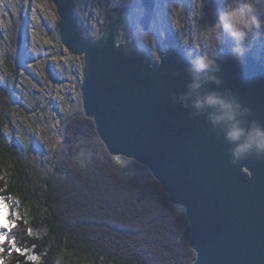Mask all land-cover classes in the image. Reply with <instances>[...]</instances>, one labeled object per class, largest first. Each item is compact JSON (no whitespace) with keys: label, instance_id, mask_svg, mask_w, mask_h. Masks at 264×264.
<instances>
[{"label":"water","instance_id":"water-1","mask_svg":"<svg viewBox=\"0 0 264 264\" xmlns=\"http://www.w3.org/2000/svg\"><path fill=\"white\" fill-rule=\"evenodd\" d=\"M53 2L62 45L83 59L85 116L111 155L147 167L184 211L196 254L192 264H264V160L249 157L233 165L230 145L205 117L193 118L190 109L172 103L190 81L185 52L172 47L155 60L132 35V5L109 8L106 28L89 38L75 16V0ZM142 4L140 24L148 31L156 0ZM218 7L210 0L199 23H211ZM227 49H219L220 89H230L264 122V62L250 52L241 65ZM50 78L59 81L52 70Z\"/></svg>","mask_w":264,"mask_h":264},{"label":"trees","instance_id":"trees-1","mask_svg":"<svg viewBox=\"0 0 264 264\" xmlns=\"http://www.w3.org/2000/svg\"><path fill=\"white\" fill-rule=\"evenodd\" d=\"M105 2L111 8L133 0ZM15 63L8 58L10 67ZM17 103L14 90L0 83V200L22 197L30 206L29 217L13 211L9 220L15 227L0 229L26 252L17 254L10 243L0 246L3 264H55L63 251L95 264H192L196 254L184 211L147 167L134 161L139 170H133L109 153L83 109L62 119L65 144L54 151L52 170L35 191L32 166L5 131ZM84 137L92 142L84 143ZM82 145L91 149L85 162L78 158Z\"/></svg>","mask_w":264,"mask_h":264},{"label":"rangeland","instance_id":"rangeland-1","mask_svg":"<svg viewBox=\"0 0 264 264\" xmlns=\"http://www.w3.org/2000/svg\"><path fill=\"white\" fill-rule=\"evenodd\" d=\"M218 2L221 4V0ZM74 3L75 16L84 35L98 37L101 27L107 23L109 8L105 0H75ZM129 5L134 8L132 35L149 47L155 60L158 61L160 51L176 47L186 52L187 48L202 43L200 19L194 24L188 18L191 0H156L155 15L148 31L140 24L144 12L142 0H133ZM174 8L183 11L182 19L175 17L179 27L173 24ZM260 14L264 15V7ZM59 21L53 0H0V83L12 88L18 100L5 131L22 147L31 164L30 184L35 191V187L40 186L41 176L52 170L54 151L65 144L62 119L82 110L83 59L70 53L60 42ZM145 34L150 38L147 42ZM263 52L264 41H259L251 53L264 62ZM11 56L15 57L16 67L8 65ZM51 70L57 73L59 81L50 78ZM87 139L92 142L90 137H84L83 142ZM90 156L91 149L82 145L78 158L85 162ZM115 157H120L133 170H139L134 160ZM4 202L9 214L15 211V215L30 216L29 203L25 204L22 197L13 199L12 203ZM55 264L95 263L63 251Z\"/></svg>","mask_w":264,"mask_h":264},{"label":"clouds","instance_id":"clouds-1","mask_svg":"<svg viewBox=\"0 0 264 264\" xmlns=\"http://www.w3.org/2000/svg\"><path fill=\"white\" fill-rule=\"evenodd\" d=\"M210 0H191L192 10L189 20L198 24L204 8ZM264 0H221L211 23L199 25V35L203 38L194 48H187L190 78L186 89L180 95L172 96V103L190 109L193 118L204 116L230 145V163L239 164L249 157L264 160V122L252 117L251 107L244 105L230 89H220L222 79L219 73L224 57L219 49L226 43L228 56L243 65L247 55L264 41V17L261 8ZM173 24L179 27L176 16L183 18L182 9H173ZM150 38L144 35L147 42ZM187 47V42H184ZM264 55V53H261ZM159 59V57H157ZM216 88H209V85Z\"/></svg>","mask_w":264,"mask_h":264},{"label":"snow or ice","instance_id":"snow-or-ice-1","mask_svg":"<svg viewBox=\"0 0 264 264\" xmlns=\"http://www.w3.org/2000/svg\"><path fill=\"white\" fill-rule=\"evenodd\" d=\"M13 227H15V225L9 220L8 205L4 201L0 200V229L7 230ZM6 243H10L11 249L14 250L17 254L26 255V252L22 248L16 246L15 240L9 241L8 236L4 232H0V246ZM2 252H4V248L0 247V253ZM0 264H3L2 260H0Z\"/></svg>","mask_w":264,"mask_h":264}]
</instances>
